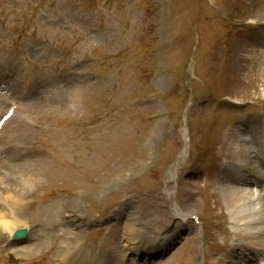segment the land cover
Returning <instances> with one entry per match:
<instances>
[{
	"label": "rangeland",
	"instance_id": "374dc122",
	"mask_svg": "<svg viewBox=\"0 0 264 264\" xmlns=\"http://www.w3.org/2000/svg\"><path fill=\"white\" fill-rule=\"evenodd\" d=\"M0 66H37L27 91H46L19 110L12 164L37 182L4 173L0 209L16 208L28 238L0 227V264H55L78 244L77 264H97L93 245L106 264H133L137 233L155 245L179 231L166 257L142 263L263 264L228 254L232 225L264 253V225L229 217L223 166L248 126L263 132L264 0H0ZM236 188L249 196L236 206L264 194L261 182Z\"/></svg>",
	"mask_w": 264,
	"mask_h": 264
},
{
	"label": "bare ground",
	"instance_id": "6f19581e",
	"mask_svg": "<svg viewBox=\"0 0 264 264\" xmlns=\"http://www.w3.org/2000/svg\"><path fill=\"white\" fill-rule=\"evenodd\" d=\"M20 83H22L25 86L27 85L26 79H24L23 81H20ZM7 95H8V93L2 94V95H0V97L5 99L4 100L5 104H8L9 107L14 106V107L18 108L19 110L26 109L23 102H20V99H13L12 96L8 97ZM43 95H45V94H43ZM34 97H35V95H33V93L28 94V95L25 94V98L36 99ZM16 118H17V116L15 118H10L4 124L2 132H0V143H1L2 149L8 153L9 157H11L9 159L10 161L12 160V158L15 157L14 152L16 151L18 146L23 143L22 137L24 135V132H23V129L19 128V123L21 120H17ZM261 130L264 132V124L261 125ZM239 139H240V143H238V146H236L237 147L236 150L233 151V153H235V155L234 154L232 155V150H231V151H229L228 156H227V163L225 165L224 175H225V183H227L228 186L224 189L225 194L223 196H225V198L228 199L229 203H233V204L235 203L234 205H231L230 208H228V210L230 212L229 217L231 216V218L236 219V215H237V218L241 219V220L236 219L239 222L242 221V219L248 218V217L251 220L259 218L261 220L260 223L259 222H252V223L246 222L247 223L246 226H248V225H249V227L253 226L251 228H254L255 230L258 231V229H261L262 225H264V208H260V210L256 209L257 210L256 213H254V211H251V212H253L251 214H247L246 211H248L249 209L251 210V208L257 204H260L263 206L264 205V194H261V196H259L258 198L253 197L255 199V201L254 200H252V201H254V202H251V200H250L249 203L245 202V204H244L242 202L244 205L241 204L242 206H236V203H239L242 200L246 201V199L249 198V196L248 197L246 196V198H245L244 195H241L240 190H236L237 189L236 186L239 184L241 186L242 184H249L252 182L254 184L261 182V184L264 185V133H261V132L259 133V131H257V129H256V126L255 127L248 126L247 130H245L243 132V135L240 136ZM31 152H34V151H31ZM236 153H238V154H236ZM249 158H252L250 161L252 164L250 166H248V162H247L249 160ZM5 159H6V157H3V156H1V158H0V167L7 168V169L2 168V170L0 169V181L5 183L4 188H1V186H0V199L1 200L5 199L4 198L5 196H3V194L5 193V191L9 187V185H8L9 183L6 182V180L8 178H6L4 175V173H9L8 169L17 170L16 174H19L20 181L23 182V183H21L22 186H25V185L30 186L31 184L34 185L37 182V180L35 178L26 175V172L24 171V165H22L20 163L11 164V162H10V164H8V163L5 164V162H4ZM245 161H246V163H245ZM7 162H9V161H7ZM252 168H253V170H252ZM255 169L257 171L253 174L254 175V177H253L251 172L255 171ZM172 173H173V171L168 172V179H170L172 177V175H173ZM244 173L246 175H244ZM250 181H252V182H250ZM251 197H252V195H251ZM15 200L16 199L14 198V196L13 197L10 196L11 204H14ZM233 206H235V207H233ZM30 207H33V206L30 205ZM67 212L68 211H66L64 209H62L59 212H56V216L57 215H60V216H58L59 218H57L56 221H53L54 226L57 227V226H59V224H62L61 220L64 217L62 215H64ZM70 217H74V214H70ZM72 220L74 222V219H72ZM66 222L68 223V221H66ZM68 225H69V223H68ZM24 226H25V221L21 218L19 212L16 211V208L13 207L7 211H1V209H0V227H1V230L4 231L3 235H5L6 232L13 234V232L16 229H23ZM244 226H245V224H244ZM68 228L69 229L67 231H65L66 234H69L71 231L74 230V228L71 225L68 226ZM103 229L107 230L108 226L104 227ZM123 230H125V226H123V228H119V231L121 233H123V236H124ZM232 231L235 232L236 236L233 235V237H236V241L234 240V242H236V243H233V245H232L233 247L231 248L232 250L230 252H228L229 256L235 254L236 255L235 257H238V259L240 260V263H241V261H243L242 263H247L248 261L254 260V261H258L259 263L264 264V255H263L264 253H263V251L260 252L259 248L258 249L254 248V245H253L251 239L245 237L244 234L242 233V231H244V230H242L240 228V226L232 225ZM180 232L181 231H179L178 233L177 232L173 233V235L171 237H169L168 239H165L163 242L157 243L155 245L149 244V246L147 248H146V245L148 244V241H146V239H144V238L138 237L139 235L136 232L137 235L135 237H137V238L134 241L131 240L130 245H127V246L130 247L131 251H134V252L138 251L140 253L147 252L151 259H157V257L162 256V252L163 253L165 252V255H166L167 252L170 251L171 242L175 238L179 237ZM70 234H73V233H70ZM59 241H60V239H59ZM58 244L63 245L64 242L62 241L61 243H58ZM59 245H56V243L53 244L52 249H57V247ZM165 245H166V247H164ZM65 246H67V245H65ZM151 246H155L156 248L151 247ZM67 247H68V249L72 248L69 246H67ZM79 248H80L79 244L76 245V250H74L72 252L70 251V254L68 256H66L65 260H63L64 256L62 254L61 259L58 260L57 264H77L78 255H76V253L78 252ZM91 250L93 252L92 255H94V257H96V259H97V261H96L97 264H106L107 263V261L109 259L106 257V253L103 255H100L98 253V247L96 245H93ZM124 251H125L124 248L118 250L117 246L113 245V252L114 253L117 252L119 254L118 260L121 261V258H122L121 255L123 254ZM51 252H53V251H51ZM124 256H125V254H124ZM131 256H132V253H131ZM106 258H107V260H106ZM116 258H117V256H116ZM53 259L54 258L50 257L47 260L49 262H51ZM93 260H95V259H93ZM228 261H229V259H228ZM230 262L232 264H234V260H230ZM150 263H153V262H150Z\"/></svg>",
	"mask_w": 264,
	"mask_h": 264
},
{
	"label": "water",
	"instance_id": "95a60500",
	"mask_svg": "<svg viewBox=\"0 0 264 264\" xmlns=\"http://www.w3.org/2000/svg\"><path fill=\"white\" fill-rule=\"evenodd\" d=\"M26 232H27L26 229H20V230H18V231L16 232L15 236H16V237H23V236L26 235Z\"/></svg>",
	"mask_w": 264,
	"mask_h": 264
}]
</instances>
